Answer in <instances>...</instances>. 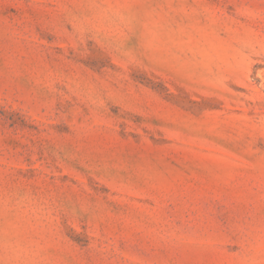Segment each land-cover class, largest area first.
<instances>
[{"label": "rangeland", "instance_id": "1", "mask_svg": "<svg viewBox=\"0 0 264 264\" xmlns=\"http://www.w3.org/2000/svg\"><path fill=\"white\" fill-rule=\"evenodd\" d=\"M0 264H264V0H0Z\"/></svg>", "mask_w": 264, "mask_h": 264}]
</instances>
